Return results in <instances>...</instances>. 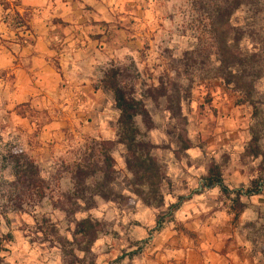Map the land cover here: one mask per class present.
<instances>
[{
  "label": "rangeland",
  "instance_id": "374dc122",
  "mask_svg": "<svg viewBox=\"0 0 264 264\" xmlns=\"http://www.w3.org/2000/svg\"><path fill=\"white\" fill-rule=\"evenodd\" d=\"M260 10L247 50L264 43ZM250 17L246 7L232 24ZM214 54L194 0H0V264H264V187L242 197L241 212L234 203L264 184V74L241 105ZM114 68L148 113L137 124L162 168L165 205L133 195L115 145L124 199L96 198L74 215L86 209L73 198L75 165L118 141L102 83ZM216 168L223 188L208 186ZM87 218L101 233L85 253L73 235Z\"/></svg>",
  "mask_w": 264,
  "mask_h": 264
},
{
  "label": "trees",
  "instance_id": "16d2710c",
  "mask_svg": "<svg viewBox=\"0 0 264 264\" xmlns=\"http://www.w3.org/2000/svg\"><path fill=\"white\" fill-rule=\"evenodd\" d=\"M194 7L204 12L205 28L210 34L214 55L220 62V67L216 70L217 77L243 95L245 100L239 102L241 105L250 102L256 94V82L264 74V43L256 44L253 50L245 49L241 43L246 29L258 27V14L264 3L260 0H194ZM246 7L249 8L251 17L247 23L235 27L232 24L233 15ZM102 83L103 88L113 95L119 112L118 141L102 142L98 151L94 150L75 165L72 175L75 181L73 198L77 200L76 203L86 201V209H74L70 212L75 215L77 212L91 211V203H94L96 198L114 201L120 196L124 199V196L117 194L113 188L115 160L112 152L115 145L124 147L126 151L125 163L132 176L133 195L146 206L161 208L165 205L162 168L154 156V146L143 136L137 124V118H148V113L142 102L137 100L126 85L120 69L109 70ZM255 140L258 141L259 138ZM207 181L209 187L218 185L223 188L222 176L217 168L211 171ZM263 187L264 184L256 185L255 189L245 193H235L234 203L240 212L245 207L241 202L242 197L259 195ZM224 192L229 191L224 189ZM73 198L69 196L68 201ZM100 227V223L91 218L76 220L73 236L75 241L81 240L85 244L79 251L88 253L91 250L99 239Z\"/></svg>",
  "mask_w": 264,
  "mask_h": 264
}]
</instances>
